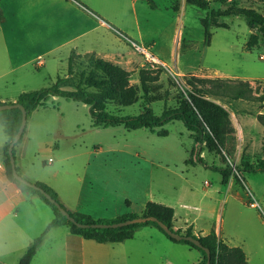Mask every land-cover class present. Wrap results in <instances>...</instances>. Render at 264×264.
Listing matches in <instances>:
<instances>
[{"label":"rangeland","instance_id":"obj_1","mask_svg":"<svg viewBox=\"0 0 264 264\" xmlns=\"http://www.w3.org/2000/svg\"><path fill=\"white\" fill-rule=\"evenodd\" d=\"M121 1L118 8L105 3L104 12L118 29L133 34L136 28L134 8L131 0ZM153 1L155 8L146 0L148 7L137 6L145 34L148 30L152 36V30L163 23L153 9L165 10L175 18L157 48L149 43L127 41L124 56L109 61L131 72L130 83L137 86H140L141 68L159 69V80L154 86L160 100L145 105L144 100L139 99L129 107L110 104L108 112L118 116L138 115L151 108L160 116L165 109L178 105V86H183L184 78L192 75L233 82L250 80L253 95L264 94V37L257 29L249 27L245 17L219 18V22L228 27L211 26L213 36L207 46L201 23L206 11L187 5L185 0ZM231 6L264 13V0L213 3L217 9ZM0 7L7 22H15L18 31L10 44L12 61L18 65L28 59L25 66L0 77L1 97H17L23 92L46 88L58 76H66L68 57L76 45L69 40L74 32L71 18L65 19L64 28L60 23L48 40H30L28 0H0ZM252 36H256L258 42L249 48L247 44ZM82 41L79 44L83 51L87 41ZM135 45L145 47L150 55ZM55 47L57 49L50 52ZM94 47L91 49L100 54L108 46L99 42ZM177 51L179 58L175 61ZM45 52L46 65L37 68L38 56ZM6 66L1 58L0 69ZM138 96H142L141 90ZM216 102L229 111L235 128L234 133L227 136L225 146L218 149L212 144L198 143L197 133L189 131L182 121L166 123L162 127L168 132L166 137L148 129L128 130L122 125L93 128L87 105L57 98L56 108L39 109L27 116L28 170L54 185H58V179L79 174L83 178L81 201L84 205L102 210L109 207L110 211L119 208L136 216L143 215L148 202L162 204L175 200L181 188L190 187L198 199L195 203L199 204L201 199L210 209L215 207L219 214L220 220L205 217L201 225L212 227L216 221L218 231L228 245L244 249L251 264H264V171L239 172L244 164L264 159V127L257 118L264 114V103L258 99L232 100L229 97H219ZM8 139L4 126L0 125V143ZM90 151L96 154L90 155ZM88 157L91 159L89 165L85 162ZM190 157L195 161L194 165L187 164ZM50 158L52 163H49ZM211 166L231 168L233 185L230 191L228 183H221L222 175ZM217 189H223V192L217 193ZM221 198L225 201L219 208ZM198 213L194 211V214ZM143 227L148 226L139 229Z\"/></svg>","mask_w":264,"mask_h":264},{"label":"crops","instance_id":"obj_2","mask_svg":"<svg viewBox=\"0 0 264 264\" xmlns=\"http://www.w3.org/2000/svg\"><path fill=\"white\" fill-rule=\"evenodd\" d=\"M64 2L69 6L66 7ZM105 3L118 8L122 1L28 0V39L43 40L45 38L48 40L50 35L58 30L60 23L61 28H64L65 19L70 20L71 18L74 32L69 40L76 43L71 52L75 50L83 54H98L91 47L95 48L94 46L100 42L108 47H104V51L98 55L104 59L118 60L119 57L124 56V49L128 47L127 41L145 45L149 43L150 46L157 48L162 35L175 23L174 16L167 11L159 8L153 9V12H158L156 15L163 20V23L156 30H152V36L148 30L145 34L137 6L139 5L144 9L148 5L144 0H131L136 28L134 33L130 34L113 25L109 16L104 12ZM1 9L2 7H0ZM175 30L177 32L178 26ZM17 32L15 22H7L3 14V19L0 21V63L2 58L7 66L3 70L0 69V77L28 64V59L21 61L18 65L12 61L10 44L16 39ZM83 39L87 42H84L83 47L85 49L82 51L80 44L83 43ZM56 49L55 47L50 52ZM176 53L175 61L179 58L178 51ZM45 54L47 52L38 56L39 62L35 65L37 68L46 65V59L43 57ZM18 96L1 97L0 89L1 103H16ZM8 142L9 139L0 143V264H18L28 246L46 230L53 220L54 211L38 196L23 192L7 178L2 149ZM27 143L26 129L21 142L16 144L14 148L16 168L19 174L30 182H42L50 186L67 210L91 216L96 220L112 221L132 215L119 208H112L110 211L109 207L102 210L84 205L81 201L83 178L79 174L58 179V185H54L52 181H47L37 173L28 170ZM136 152L140 154L138 150ZM89 153L90 155L96 154L93 151ZM90 161V157L85 160L87 165L90 164ZM228 185V191H230L233 185L231 178ZM216 192H223V189L221 191L217 189ZM228 196L230 194H227ZM196 200H198L196 193L191 191L190 187H183L175 200L161 203L174 208L175 230L186 231L191 228L197 237L207 236L214 230L216 235L222 239L216 221L212 227L204 228L201 225V220L205 217L218 219V211L215 207L210 209L209 204L202 202L201 199L198 201L199 204L195 203ZM224 201V198L220 199L219 208H222ZM127 204L129 205V203ZM194 211H199V213L194 214ZM203 212H210V214H202ZM202 258L203 256L198 250L184 243L169 240L160 230L151 226L139 229L132 239L120 243H98L71 234L65 226H57L51 228L45 235L31 264H200ZM247 262V264H251L248 257Z\"/></svg>","mask_w":264,"mask_h":264},{"label":"trees","instance_id":"obj_3","mask_svg":"<svg viewBox=\"0 0 264 264\" xmlns=\"http://www.w3.org/2000/svg\"><path fill=\"white\" fill-rule=\"evenodd\" d=\"M146 1L150 7H156L153 0ZM185 2L187 5L195 6L207 12L206 16L201 19L207 46H210V41L213 36L210 31L211 26L218 28L228 27L227 24L219 22V18L221 17L243 16L249 27L257 29L262 37H264V13L232 6L218 9L213 7V3H223L225 0H185ZM2 19L3 14L0 10V21ZM257 42L258 38L252 36L247 46L251 48L255 46ZM158 73L159 69L155 71L141 68L139 70L140 86L132 85L130 83L131 72L109 60L97 56L95 53L77 54V51L74 50L68 57L66 76H58L56 81L49 87L21 93L16 103L22 104L27 111V115H30L32 112L39 109H46L49 107L56 108L57 105L55 100L61 97L87 105L92 117L91 126L93 128H108L122 125L128 130L148 129L152 133H157L160 137H166L168 135L167 130L162 128L166 123L170 121H182L189 131L197 133L196 141L198 143L203 144L205 142L206 144H212L217 149L224 147L227 136L232 135L235 131L229 111L216 102L217 98L229 97L232 100L258 99L264 103V94L254 96L253 88L249 81L240 80L238 82H233L231 80L226 81L219 78L213 79L192 75L184 78L185 83L183 86H178V105L171 109H165L160 116L155 115L151 108H146L138 115L127 116H118L107 111V106L110 104L120 107H129L136 104L139 99H143L145 105H150L159 101L160 96L157 94V87L154 86L155 82L159 80ZM140 90L142 91L141 97L138 96ZM1 104L4 103L0 102V105ZM257 118L264 127V114H259ZM21 121L22 112L19 108L0 111V124L5 126L6 133L9 136V142L2 149V158L7 178L14 182L23 192L36 195L51 206L54 211V218L49 223L46 230L28 246L18 264H31L45 235L51 228L57 226H65L70 230L71 234L98 243L124 242L132 239L140 227L154 226L169 240L176 243H184L198 250L203 256L200 264H206L207 253L203 248L189 241H178L173 239L155 222L132 224L119 228L83 229L69 221L40 191L25 185L13 176L8 147L9 143L18 132ZM22 137L18 143L21 142ZM199 162L202 164L204 163L202 160ZM194 163L195 161L192 157L187 161V164ZM211 167L222 175V182L226 185L232 175L231 168L229 166ZM241 171H264V159L254 163L244 164L242 168H239L240 173ZM35 184L48 192L67 210L59 200L57 193L50 186L42 182H36ZM67 211L76 221L86 224L114 223L137 217L136 215H128L112 221L102 219L96 220L82 213ZM143 216H154L171 230H175L174 208L170 206L148 202L145 206ZM176 232L198 238L202 245L210 250L211 264L248 263L246 254L241 247L228 245L226 241L216 235L214 230L207 236L199 237L193 234L191 228H188L186 231L178 229Z\"/></svg>","mask_w":264,"mask_h":264},{"label":"water","instance_id":"obj_4","mask_svg":"<svg viewBox=\"0 0 264 264\" xmlns=\"http://www.w3.org/2000/svg\"><path fill=\"white\" fill-rule=\"evenodd\" d=\"M15 108H19L21 110L22 121H21V125L18 129V132L16 133L14 139L9 143V147H8V154H9V159H10V163H11V167H12V173H13L14 178H16L20 182L24 183L25 185H27V186L35 189V190L40 191L50 201V203L54 204L59 209V211L64 216L67 217V219L69 221L73 222L79 228H83V229H88V228H94V229H98V228H101V229L119 228V227L129 226L132 224H142V223H146V222H155L173 239L178 240V241H180V240L189 241V242L195 244L196 246L203 248L207 253L206 264H211L210 250L208 248H205L198 238H195L193 236H188L186 234L177 233L176 230H171L167 225H165L162 221L158 220V218H156L154 216H143L142 215V216H137L135 218L127 219L125 221L114 222V223L110 222V223L86 224V223H80V222L76 221V219L73 216H71V214L65 208L62 207L60 202H58L56 199H54L48 192H46L44 189H42L41 187H39L35 183L30 182L27 179H25L24 177H22L19 174V172L17 171L16 162H15V155H14V148H15V145L18 143V141L21 139V137L24 133V130L26 128L27 116H28L27 111H26L25 107L19 103H12V104L5 103V104L0 105V111L15 109Z\"/></svg>","mask_w":264,"mask_h":264},{"label":"built area","instance_id":"obj_5","mask_svg":"<svg viewBox=\"0 0 264 264\" xmlns=\"http://www.w3.org/2000/svg\"><path fill=\"white\" fill-rule=\"evenodd\" d=\"M135 46H136V48H137L138 50L144 51V52H146L148 55H150V54L148 53V50H147L145 47H142V48H141L140 46H137V45H135ZM151 57H152V56H151ZM49 161L52 162L53 159L50 158ZM251 206L255 207L256 204H255V203H251Z\"/></svg>","mask_w":264,"mask_h":264}]
</instances>
